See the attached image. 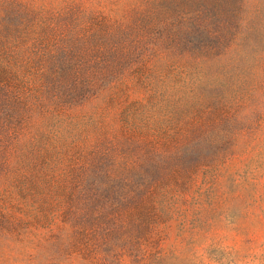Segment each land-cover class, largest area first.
Listing matches in <instances>:
<instances>
[{"label":"rangeland","instance_id":"1","mask_svg":"<svg viewBox=\"0 0 264 264\" xmlns=\"http://www.w3.org/2000/svg\"><path fill=\"white\" fill-rule=\"evenodd\" d=\"M236 1L0 0V264H264V0L238 67L198 18Z\"/></svg>","mask_w":264,"mask_h":264},{"label":"trees","instance_id":"2","mask_svg":"<svg viewBox=\"0 0 264 264\" xmlns=\"http://www.w3.org/2000/svg\"><path fill=\"white\" fill-rule=\"evenodd\" d=\"M249 0L236 1L235 5H230L226 10L221 11L212 5H205L202 13H199L200 19H205L206 13L212 12L213 26L209 27V35L216 42L217 46H221V54L218 58H214L211 62L229 63L232 66L238 67L240 63V52L243 46L251 47V37L255 32L254 15L248 4ZM242 60V59H241ZM62 84V83H61ZM1 103H27L19 95H12L5 89ZM64 90L58 91L63 93ZM48 95L49 92L47 91Z\"/></svg>","mask_w":264,"mask_h":264}]
</instances>
